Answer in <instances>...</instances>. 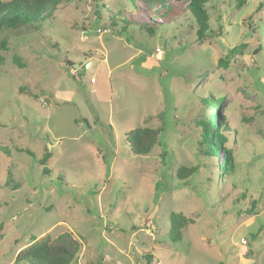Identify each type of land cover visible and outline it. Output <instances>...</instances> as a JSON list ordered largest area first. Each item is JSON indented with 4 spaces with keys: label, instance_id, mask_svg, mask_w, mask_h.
<instances>
[{
    "label": "rangeland",
    "instance_id": "1",
    "mask_svg": "<svg viewBox=\"0 0 264 264\" xmlns=\"http://www.w3.org/2000/svg\"><path fill=\"white\" fill-rule=\"evenodd\" d=\"M261 2L211 0L203 41L183 15L157 18L154 36L123 31L116 17L129 10L126 0H71L38 28L8 35L0 51V264L65 233L81 244L73 264H264ZM206 96L223 98L216 122L228 127L231 154L213 158L199 144L197 123L215 111ZM145 127L163 132L142 157L127 134ZM180 167L198 171L182 181ZM174 213L195 221L177 243L169 238Z\"/></svg>",
    "mask_w": 264,
    "mask_h": 264
},
{
    "label": "trees",
    "instance_id": "2",
    "mask_svg": "<svg viewBox=\"0 0 264 264\" xmlns=\"http://www.w3.org/2000/svg\"><path fill=\"white\" fill-rule=\"evenodd\" d=\"M71 0H10L3 2L0 0V51L8 47V35L10 33L18 34L23 30L38 28L40 25L53 19V12L56 6L62 5ZM130 3L129 10L123 9L116 20L125 23L124 30L130 26H137L148 35L154 36L161 27L156 23V19L161 21L171 19L174 16L189 17L196 28L199 41L205 40L211 35L210 15L206 8L211 0H126ZM239 6H243L246 0H237ZM264 8V0L260 3L258 10ZM156 10V13H153ZM132 12L136 15L142 14L150 19L156 20L153 24L143 23L139 19L134 20ZM114 26H116L114 24ZM1 60V55H0ZM202 99L205 106L210 105L215 109L214 113L205 115L204 120L197 124L200 127V146L203 147L210 157L216 158L222 152L231 154L228 150V138L225 130L227 125L218 127L217 117L218 109L223 100L222 97L213 98L206 96ZM212 114V115H211ZM163 129L137 128L127 134V141L134 154L138 156L150 155L156 147L160 145L159 139ZM24 151V150H22ZM29 155H34L27 151ZM53 154L47 151L38 163L43 166V174H49L50 170L46 166ZM223 171L228 174L233 169L232 159H227L223 165ZM198 167H180L177 176L179 180H186L196 174ZM192 217H186L182 214H172L170 218L171 229L169 238L172 243L182 240V230L189 225L194 224ZM3 230V224H0V238ZM81 249L80 242L73 237L71 233H65L57 239L52 240L49 237L36 242L32 246L22 250L16 257L17 264H73L77 259Z\"/></svg>",
    "mask_w": 264,
    "mask_h": 264
},
{
    "label": "water",
    "instance_id": "3",
    "mask_svg": "<svg viewBox=\"0 0 264 264\" xmlns=\"http://www.w3.org/2000/svg\"><path fill=\"white\" fill-rule=\"evenodd\" d=\"M91 66V63H88L87 67H90Z\"/></svg>",
    "mask_w": 264,
    "mask_h": 264
}]
</instances>
